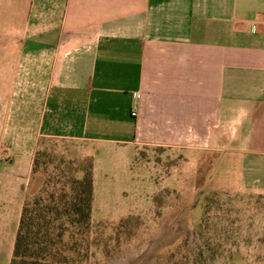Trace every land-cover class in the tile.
Masks as SVG:
<instances>
[{
	"label": "crops",
	"instance_id": "0c3cea01",
	"mask_svg": "<svg viewBox=\"0 0 264 264\" xmlns=\"http://www.w3.org/2000/svg\"><path fill=\"white\" fill-rule=\"evenodd\" d=\"M45 137L94 147L93 209L104 151L123 170L143 148L206 158L208 186L264 194V0H0L15 176Z\"/></svg>",
	"mask_w": 264,
	"mask_h": 264
},
{
	"label": "rangeland",
	"instance_id": "374dc122",
	"mask_svg": "<svg viewBox=\"0 0 264 264\" xmlns=\"http://www.w3.org/2000/svg\"><path fill=\"white\" fill-rule=\"evenodd\" d=\"M38 152L54 171L61 159L80 161L94 147L45 137L34 157ZM102 156L111 159L92 212L91 264H264V194L208 186L212 160L206 158L143 148L137 158L128 155L131 166L123 170L112 166L115 153ZM0 159L6 164L5 172L0 168V264H9L22 204L41 185L44 168L15 176L7 143L0 144ZM220 167L218 176L230 165Z\"/></svg>",
	"mask_w": 264,
	"mask_h": 264
},
{
	"label": "trees",
	"instance_id": "16d2710c",
	"mask_svg": "<svg viewBox=\"0 0 264 264\" xmlns=\"http://www.w3.org/2000/svg\"><path fill=\"white\" fill-rule=\"evenodd\" d=\"M45 156L34 157L43 181L23 204L9 264H91L94 157L61 159L48 171Z\"/></svg>",
	"mask_w": 264,
	"mask_h": 264
}]
</instances>
